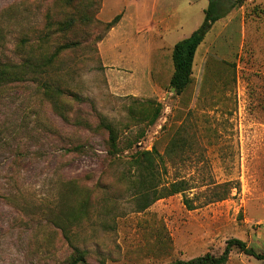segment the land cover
Listing matches in <instances>:
<instances>
[{"label":"rangeland","instance_id":"obj_1","mask_svg":"<svg viewBox=\"0 0 264 264\" xmlns=\"http://www.w3.org/2000/svg\"><path fill=\"white\" fill-rule=\"evenodd\" d=\"M208 5L0 0V62L77 43L50 69L74 95L61 107L68 121L35 84L0 91V264H66L73 247L86 252L84 264H171L219 256L232 239L264 253V0H242L216 21L197 48L189 87L181 96L169 88L172 47L202 26ZM69 17L74 27L59 32ZM146 101L161 106L158 120L130 124L129 106ZM100 117L127 125L116 126L120 148L144 131L136 148L162 156V183L183 181L188 190L136 212L117 181L121 167L106 157ZM178 132L183 148L168 158ZM69 187L90 204L64 239L54 221L67 225ZM214 188L227 194L211 203ZM226 264L264 261L233 250Z\"/></svg>","mask_w":264,"mask_h":264},{"label":"trees","instance_id":"obj_2","mask_svg":"<svg viewBox=\"0 0 264 264\" xmlns=\"http://www.w3.org/2000/svg\"><path fill=\"white\" fill-rule=\"evenodd\" d=\"M70 1V0H66ZM209 5L204 11V22L202 26L194 31L188 38L174 44L171 50L172 75L169 80V88L174 90L176 96H181L191 84V76L193 70V62L198 46L203 40V36L211 26L220 18L225 16L231 8L236 7L242 0H233L229 7H225L221 0H208ZM69 4V3H67ZM119 17H115L106 25L107 30L111 29ZM81 22L89 23L86 14H81L79 18ZM76 19L69 17L65 21L59 23L58 31L67 32L71 30ZM49 28V27H48ZM50 30V29H48ZM77 43H66L59 45L52 53H48L43 46V50L39 53H28L25 59L20 62H0V91H3L17 84L32 83L39 89L42 98L53 106V110L64 120H69L68 114L64 113L61 108L67 97L73 98L74 95L68 88L63 85H58L61 81L60 76H53L55 81L50 77V69L60 58V55L65 51H70L75 48ZM18 54V53H17ZM161 106L152 101L144 103L132 104L128 108L127 119L132 125L143 124L145 127H150L155 124L161 114ZM81 124L91 130L89 123L82 121ZM116 125L114 121H109L104 117H100L96 129L104 131L107 135V150L106 157L109 163L114 167H121L118 173L117 181L130 192L134 199L136 212L146 210L154 202L176 194H184L188 188L183 181L173 182L164 185L161 181L160 167H163L162 156L155 149L151 151L139 150L136 145L144 136V131L140 130L138 136L125 148H120L119 145V129L116 126L122 127L123 130L128 129L127 125ZM182 137L175 134L168 142L164 156L170 158L176 155L177 150L183 148L180 145ZM133 146L135 148H133ZM129 152L123 156L122 150ZM164 171V169H163ZM71 186H74L73 184ZM227 184L218 187L224 188ZM73 187H69L68 195L71 200V206L67 207L68 212L64 218L67 220V225H60L61 219L54 221V224L63 234L64 239H72L74 237L71 228L81 218L87 217L89 207L88 197L81 196L79 192L71 193ZM227 193H217L214 188V195L208 202L221 201L226 197ZM191 209V206L188 207ZM58 223H57V222ZM236 250L244 256L251 257L258 261H264V253L256 252L253 248H248L245 243L239 240H229L225 243V247L219 256L205 254L200 257L188 261H175L171 264H226L229 260L230 253ZM86 252L77 247H73L72 253L68 256L66 264H84ZM103 264V263H101Z\"/></svg>","mask_w":264,"mask_h":264},{"label":"water","instance_id":"obj_3","mask_svg":"<svg viewBox=\"0 0 264 264\" xmlns=\"http://www.w3.org/2000/svg\"><path fill=\"white\" fill-rule=\"evenodd\" d=\"M171 92H172V93H174V90H173V89H171Z\"/></svg>","mask_w":264,"mask_h":264}]
</instances>
